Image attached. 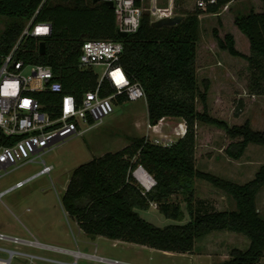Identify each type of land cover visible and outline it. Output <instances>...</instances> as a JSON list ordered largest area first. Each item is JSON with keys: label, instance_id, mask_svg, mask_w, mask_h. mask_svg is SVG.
<instances>
[{"label": "trees", "instance_id": "trees-1", "mask_svg": "<svg viewBox=\"0 0 264 264\" xmlns=\"http://www.w3.org/2000/svg\"><path fill=\"white\" fill-rule=\"evenodd\" d=\"M233 1L215 0L214 4L208 3L205 9L196 8L192 13L175 11V15L184 16L183 20L162 28L152 27L150 14L144 11L138 30L120 37L114 8L102 0H0L1 55L11 51L26 22L38 10L35 22L51 24L52 32L42 39L29 37L17 56L27 63L50 67L64 94L80 101L84 93L96 87L95 73L77 67L82 43L112 40L123 46L119 64L129 79L144 90L148 124L155 126L164 118L184 122L183 137L170 146L155 144L146 137L131 138L130 144L120 151L94 158L72 172L61 204L87 236H101L169 253H190L196 239L213 231H230L247 237L249 246L244 251L232 249L230 259L220 264H257L263 257L264 219L258 214L255 199L264 186V165L244 184L195 168L199 131L200 143L203 131L213 128L224 131L230 139L224 152L233 160L240 159L250 144L264 146V131L255 130L248 120L229 126L209 114L211 83L207 78L199 81L197 76L200 18L220 16L221 8ZM260 1L261 11L251 9L248 14L235 15L233 19V25L245 37L248 54L238 51L233 34L220 37L217 29H213L212 35L221 51L248 63L251 72L248 90L253 96L264 97V0ZM135 3L142 6V0ZM42 42L45 50L40 54ZM111 92L104 81L100 95L104 97ZM40 98L47 103L57 102L60 97L48 93ZM125 100L124 96H118L115 102ZM234 115L239 117L238 112ZM18 139L0 132V145L11 146ZM138 166L156 181V186L145 196L132 177ZM197 178L229 195L235 209L202 211L196 208L194 180ZM178 193L186 194L189 221L185 224L159 228L136 212V209L147 210L150 203H155L165 218L180 221L184 217L181 206L171 200Z\"/></svg>", "mask_w": 264, "mask_h": 264}, {"label": "rangeland", "instance_id": "rangeland-1", "mask_svg": "<svg viewBox=\"0 0 264 264\" xmlns=\"http://www.w3.org/2000/svg\"><path fill=\"white\" fill-rule=\"evenodd\" d=\"M197 1L175 0V11L192 13L198 8ZM167 2L168 0H157V5L166 7ZM142 6L151 8L152 0H142ZM261 7L260 0H235L221 8L220 16L201 17L196 69L199 81L207 78L211 83L208 94V109L211 116L226 121L229 126L241 125L248 120L255 130L264 131V97L253 96L248 90L251 77L248 63L242 58L232 57L221 51L212 35L213 29H217L220 37L226 33L233 34L238 51L248 54L249 48L245 37L233 25V19L235 15L248 14L251 9L261 11ZM95 70L98 74L101 73L100 67H96ZM235 112H238L239 117L234 115ZM169 121L173 120L167 118L165 122ZM147 123L145 97L136 101L126 99L122 103L114 102L113 113L101 122L83 135L74 136L45 152L43 160L53 166L52 173L50 176H40L2 197L0 231L28 237L24 228L27 227L37 234L42 242L85 255L74 259L71 255L23 248L25 251L66 263L203 264L190 253H169L101 236H87L73 217L65 212L61 204L73 170L87 163L92 157L120 149L124 145L122 143L128 144L131 138L145 137L146 130L154 127ZM156 132L157 135L148 134L146 138L159 144L164 139L161 144L167 143L169 146L179 140L177 138L179 133L175 136L173 133H164L165 131L164 134H158L160 130ZM200 134L199 131L195 159V168L199 171L211 173L236 184H244L253 179L256 172L264 165L263 145L250 144L240 159L233 160L224 152V148L230 142L224 131L216 128L209 132L203 131L201 143ZM40 168L38 163H29L10 171L0 178V191L36 173ZM194 198L195 207L202 211L235 209L234 200L229 195L198 178L194 180ZM185 199L186 194L183 193L171 198L181 206L184 217L180 221L165 218L152 205L147 210L136 209V212L142 219L159 228L185 224L189 221ZM255 206L258 214L264 219V186L256 196ZM26 209L30 212H26ZM40 233H49L52 237L50 239L39 236ZM248 246L249 239L242 234L213 231L196 239L193 251L201 255V260L216 264L230 256L232 249L244 251ZM12 264L26 263L13 259ZM257 264H264V255Z\"/></svg>", "mask_w": 264, "mask_h": 264}, {"label": "built area", "instance_id": "built-area-1", "mask_svg": "<svg viewBox=\"0 0 264 264\" xmlns=\"http://www.w3.org/2000/svg\"><path fill=\"white\" fill-rule=\"evenodd\" d=\"M102 1L113 3L117 29L127 34L138 30L144 11L149 12L151 22L176 14L174 0H168L166 7H159L157 0H152L151 8L137 6L135 0ZM208 3L214 4L215 0H198L197 6L205 9ZM37 13L38 10L26 22L11 51L5 55L0 54V132L7 137L20 138L11 146L0 145V178L29 163H38L41 168L0 191V200L40 176H50L54 168L43 160L44 153L74 136L83 135L112 114L118 96H124L129 101L145 97L142 86L132 82L119 64L122 44L112 40H85L82 43L77 67L95 73L96 87L84 93L80 101L72 95L64 94L62 84L54 79L50 67L27 63L17 56L20 47L29 37L42 39L52 32L51 24L35 22ZM2 31L0 21V34ZM96 67L101 68L100 74L96 72ZM104 81H107L112 92L103 97L100 92ZM48 93L58 95L59 101L44 103L40 96ZM161 143L159 145L169 146ZM132 177L144 196L156 186L155 179L141 166L132 172ZM150 205L157 208L155 203ZM9 244L15 247L10 248ZM19 246L71 255L74 259L85 257L78 251L43 244L34 237L29 240L0 233V264H12L13 259H27L29 264H76L27 254Z\"/></svg>", "mask_w": 264, "mask_h": 264}, {"label": "crops", "instance_id": "crops-1", "mask_svg": "<svg viewBox=\"0 0 264 264\" xmlns=\"http://www.w3.org/2000/svg\"><path fill=\"white\" fill-rule=\"evenodd\" d=\"M167 120V118L165 119H162V120H160L159 121V123L156 125V126H154L153 128L151 127V128H149V129H147L146 130V135H145V137H147V135L149 134V135H152V134H156L157 135V132H156V130H160V132H158V134H160V133H162V134H164V133H173L175 136H177V133H179L178 134V139H180L182 136H183V134L185 133V125H184V122L182 121V120H177V119H175V118H171V120H173V121H169V122H165ZM148 124V123H147ZM166 124V125H165ZM162 130V131H161ZM163 131H165L164 133H163ZM150 132V133H149ZM129 143L127 144V143H122V144H124V145H122V147L120 148V149H117L116 151L115 150H113V151H108V152H106V153H115V152H117V151H120L121 149H123L124 147H126V146H128L129 144H130V141H128ZM126 144V145H125ZM106 153H102L101 155H99L98 157H101V156H103L104 154H106ZM98 157H92V158H90L89 159V161H91L92 159H94V158H98ZM88 161V162H89ZM74 171V170H73ZM72 175V174H71ZM26 212H30V211H28L27 209H26ZM66 212V211H65ZM25 228V231H26V233H27V236L28 237H22V236H19V235H14V234H9V233H6V232H4V231H0V233H3V234H5V235H8V236H12V237H19V238H22V239H31L32 237H34V238H36L39 242H41V243H43V244H48V243H45V242H42L41 240H39V238L37 237V234H34L32 231H31V229H29V228H27V227H24ZM84 233V232H83ZM41 234V235H40ZM40 234H38L39 236H44V237H46V238H50L51 239V234H49V233H40ZM48 245H52V244H48ZM52 246H57V245H52ZM9 247L10 248H13V247H15L14 245H12V244H9ZM57 247H60V246H57ZM23 248H27V249H33V248H28V247H24V246H19V249L20 250H22L23 252H25V253H27V254H32V255H39V256H42V255H40V254H36V253H33V252H29V251H25ZM62 248H65V247H62ZM194 249V248H193ZM34 250V249H33ZM36 250H38V249H36ZM38 251H42V250H38ZM190 254H192V255H194L195 256V258L197 259V260H199V261H201L203 264H211V263H208L206 260L205 261H203V260H201V255L200 254H198V253H195V251H193L192 250V252H190ZM45 257V256H44ZM228 259H230V256L228 255L226 258H224V260H221V262H219V263H216V264H220V263H222V262H224V261H226V260H228ZM21 262H25L26 264H29V261L27 260V259H22V260H20ZM35 264H42L41 262H36ZM214 264V263H213Z\"/></svg>", "mask_w": 264, "mask_h": 264}, {"label": "water", "instance_id": "water-1", "mask_svg": "<svg viewBox=\"0 0 264 264\" xmlns=\"http://www.w3.org/2000/svg\"><path fill=\"white\" fill-rule=\"evenodd\" d=\"M107 4L110 7H113V3L111 1H108ZM183 18H184V16H182V15H175L173 17H165V18H162L156 22H152L151 26L154 28H162L164 26H175V25L179 24L183 20ZM118 35L120 37H126L128 34L125 32H122V31H118ZM44 50H45V44L42 42L39 45L40 54H43Z\"/></svg>", "mask_w": 264, "mask_h": 264}]
</instances>
